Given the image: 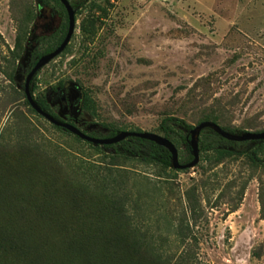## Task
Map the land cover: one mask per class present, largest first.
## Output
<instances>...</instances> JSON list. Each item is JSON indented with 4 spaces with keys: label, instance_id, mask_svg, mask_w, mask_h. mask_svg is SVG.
<instances>
[{
    "label": "rangeland",
    "instance_id": "374dc122",
    "mask_svg": "<svg viewBox=\"0 0 264 264\" xmlns=\"http://www.w3.org/2000/svg\"><path fill=\"white\" fill-rule=\"evenodd\" d=\"M68 2L71 39L31 81L62 122L95 138L168 117L264 132V0ZM61 23L52 0H0V264H264V162L164 168L27 105L32 54Z\"/></svg>",
    "mask_w": 264,
    "mask_h": 264
},
{
    "label": "trees",
    "instance_id": "16d2710c",
    "mask_svg": "<svg viewBox=\"0 0 264 264\" xmlns=\"http://www.w3.org/2000/svg\"><path fill=\"white\" fill-rule=\"evenodd\" d=\"M52 1L59 9L60 15L62 17V23L60 25V28L56 32V35L52 38V40L46 42V47L40 53L32 54V58L29 62L27 74L30 71V69L34 66L37 59L40 56L48 54L53 50H55L61 44V42L63 41L66 35L67 32L66 12L58 0H52ZM30 85H31L30 93L33 94L34 85H32V82L30 83ZM83 97L84 100H87L85 94ZM34 100L41 110L52 116L55 120L62 122V120H60L51 111L50 106L48 105V103L44 98L41 97ZM27 105L29 104L27 103ZM204 121H210L217 124L215 120H210L208 118L205 119ZM55 128H57L58 130H63L58 127ZM193 128L194 127L186 125L181 120H178L174 117H168V118H164L161 121L158 128L156 129V133L169 140L174 145L177 151H179L180 148L183 147L184 151L187 153V160L184 161V164H187L192 160L190 147H189V139H190L189 132ZM102 129L106 131V134L100 135L101 138H111L114 137L118 132H121V131H114L105 127H102ZM222 129L232 134L243 133V132L229 131L224 128ZM130 131L141 132V131H133V130ZM88 134L91 137L97 136L94 132H90ZM241 145H247L248 147H246L244 150H239V147ZM101 148L104 149L105 151H108L112 154H116L122 157H127L141 161L154 162L161 165L164 168H171L172 165L170 153L166 149L146 140H140L137 138H127L118 144L101 146ZM198 148H199V152L201 153L213 152L215 154V157L217 158H222L225 155H245L250 161L254 163L264 162V158L261 159L258 156L259 154L264 156V141H251L244 143L229 142L216 135L210 129H204L200 132L198 139Z\"/></svg>",
    "mask_w": 264,
    "mask_h": 264
},
{
    "label": "water",
    "instance_id": "95a60500",
    "mask_svg": "<svg viewBox=\"0 0 264 264\" xmlns=\"http://www.w3.org/2000/svg\"><path fill=\"white\" fill-rule=\"evenodd\" d=\"M58 1L63 6L67 15L66 35L63 41L61 42V44L55 50H53L48 54L42 55L37 59L34 66L30 69V71L26 75L23 84V94L30 108L36 114L44 118L48 123H50L55 127L65 130L69 134L93 146L115 145L124 141L127 138H137L140 140L150 141L156 144L157 146L166 149L170 153L171 162H172L171 167L174 170H187L195 167L198 164L199 161L198 139L200 132L204 129L212 130L216 135L229 142L244 143L251 141H264V132H259V133L243 132L241 134H232L223 130L220 126H218L213 122L210 121L200 122L189 132L190 134L189 147H190L192 160L187 164H180L178 161V152L174 147V145L169 140L158 134L147 133V132L121 131L111 138H95L84 134L78 128H76L75 126L69 123L55 120L52 116H50L49 114H47L46 112H44L39 108L32 94L30 93V83L38 71H40L43 67L48 65L52 60L57 58L65 50L74 32V27H75L74 10L72 9L68 0H58Z\"/></svg>",
    "mask_w": 264,
    "mask_h": 264
}]
</instances>
